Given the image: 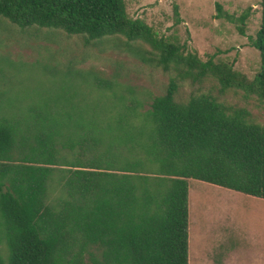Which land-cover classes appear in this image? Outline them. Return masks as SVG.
Returning a JSON list of instances; mask_svg holds the SVG:
<instances>
[{
	"label": "trees",
	"instance_id": "trees-1",
	"mask_svg": "<svg viewBox=\"0 0 264 264\" xmlns=\"http://www.w3.org/2000/svg\"><path fill=\"white\" fill-rule=\"evenodd\" d=\"M259 7L249 40L259 66L247 81L156 37L127 17L123 0H0V18L19 29L84 44L123 37L148 47L137 51L142 61L174 74L146 109L114 92L0 91V264H187L188 179L264 200V126L208 95L174 99L177 81L210 77L219 92L264 102V0ZM245 18L234 20L241 35ZM75 148L57 164L58 149Z\"/></svg>",
	"mask_w": 264,
	"mask_h": 264
},
{
	"label": "rangeland",
	"instance_id": "rangeland-1",
	"mask_svg": "<svg viewBox=\"0 0 264 264\" xmlns=\"http://www.w3.org/2000/svg\"><path fill=\"white\" fill-rule=\"evenodd\" d=\"M259 1L123 3L127 17L143 22L156 37L184 45L200 61L227 66L250 81L259 66L258 52L249 45L259 26ZM242 14L246 18L241 35L234 20ZM138 50L149 49L139 43L128 46L123 37L84 44L79 36L51 29H19L0 18V91L25 97L63 88L90 99L98 93L110 98L114 92L134 98L146 109L151 97L164 93L174 74L151 67L141 60ZM91 82L101 84L102 89H95ZM177 85V102H185L190 95H208L223 105L245 109L254 123L264 126V102L254 96L234 89L219 92L210 77L199 84L186 80ZM58 150L60 164L72 161L76 148ZM56 195L55 189L49 199ZM187 209V264H264V201L188 179ZM247 234L256 242L247 241ZM0 253L5 254L1 242Z\"/></svg>",
	"mask_w": 264,
	"mask_h": 264
},
{
	"label": "crops",
	"instance_id": "crops-1",
	"mask_svg": "<svg viewBox=\"0 0 264 264\" xmlns=\"http://www.w3.org/2000/svg\"><path fill=\"white\" fill-rule=\"evenodd\" d=\"M253 198H254V197H253ZM257 199H258V198H257ZM260 200H262V199H260ZM262 201H264V200H262ZM254 239H255L254 236H251V235H248V234H247V241L252 242V243H253V242H256Z\"/></svg>",
	"mask_w": 264,
	"mask_h": 264
}]
</instances>
